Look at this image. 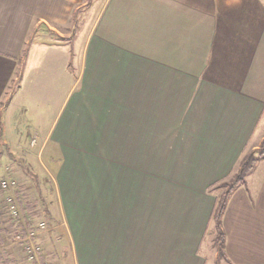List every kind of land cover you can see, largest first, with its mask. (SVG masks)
Returning <instances> with one entry per match:
<instances>
[{
  "label": "crops",
  "instance_id": "1",
  "mask_svg": "<svg viewBox=\"0 0 264 264\" xmlns=\"http://www.w3.org/2000/svg\"><path fill=\"white\" fill-rule=\"evenodd\" d=\"M62 1L0 0V101L24 67L0 138L5 114L14 138L32 113L51 180L46 214L15 190L27 227L50 222L41 260L264 264V158L228 199L223 256L205 246L222 191L210 189L264 139V0H105L76 59L38 39ZM17 224L0 189V264H28Z\"/></svg>",
  "mask_w": 264,
  "mask_h": 264
},
{
  "label": "rangeland",
  "instance_id": "2",
  "mask_svg": "<svg viewBox=\"0 0 264 264\" xmlns=\"http://www.w3.org/2000/svg\"><path fill=\"white\" fill-rule=\"evenodd\" d=\"M66 1L60 2L61 4L60 10L57 16H54L53 21L49 22L48 24L52 26V31H48L49 29H45L43 33L41 34L38 33V39L40 40V38H44L47 40V42H50V43L52 42L60 46L62 45L65 46V47H60V48H65L66 50L74 54L73 59H76L78 51L80 50V47L82 45V42L86 40L88 32L90 31V28L96 16L98 15L99 11L102 9L101 7L103 3H105V0H66ZM51 58L53 59L54 56L50 55L49 59L51 60ZM23 68H24L23 64L22 66L20 65V67H18V70L16 71V75H14V77H17V79L14 80L13 78L9 82L8 87L5 90V94L1 98V101H0L1 108L5 101H6L5 104L6 105L8 104L12 91L15 89L16 85L19 83L20 78L18 76L21 75V73L19 72H23L24 70ZM52 72L54 71L52 70ZM22 94L27 99L28 87L26 91H23ZM5 115H6L5 116L6 121L10 122V124H8V127L10 128L11 131L10 130L7 131V139H5L6 141L5 144H3L2 142L4 138H0L1 140L0 142L1 168L0 169L4 170L7 167L9 168V171H12L13 169H15L18 175L17 174H13V175L7 174L6 176V175H3V173L0 171V179L11 178L8 176L12 175V179H15L18 183H20L21 185H24L30 191V193L31 192L33 193L32 196L34 197L35 200L45 199V201H43L44 203L40 202L39 206L41 207L40 211L44 209L45 214H46L47 206L43 207V205L44 204L46 205L47 203L46 199L48 198V194H50L48 191L50 188L49 186H50L51 180H49L48 182V178H46L47 175L45 177V174L42 173L43 169H41L42 168L41 162L43 161L44 157L46 158V152L37 154L39 147H40V144H39L40 140L39 139L37 140V137L34 138L35 135L39 134V131H37L39 129L38 126L36 125L37 123L35 124L33 120L30 119V117H33V114L30 112L21 114V115L18 114L19 115L18 117L21 119L19 122H21L22 125H20L19 130H16L14 134V138H12V136L10 137L9 133H12V130H13V123H12V121H14L13 114L7 113ZM26 125L27 127H25V130H24V126ZM22 133H24L25 136L27 135L29 137L28 140H26V142H20L19 137L22 135ZM33 140H34V143L32 144ZM46 182L48 183L45 185ZM35 185H37L39 189L35 188ZM40 186L43 189H41ZM16 189L17 187L13 190L5 192L4 196L6 194H10L11 196L14 197L15 201L19 205V209L21 213V220L18 223L21 226H26L23 213L24 211H26L25 214H27V207H25L27 203L24 204L22 200V204L20 205V203L18 202V197L15 194ZM217 189L219 188H217L215 185L210 189V191L212 190L214 192ZM221 190L220 191L222 193L224 189H221ZM45 194H47V198L45 197ZM1 213H2L1 214L2 216H6L4 214V211ZM41 218H44L47 222L46 221H43V222H45L49 226L50 222L47 219V217L44 215V213ZM212 235L210 233H207L205 237V242H206L205 246L208 247L207 249L209 250L210 253L213 250L214 252L215 250L217 251L215 247L216 242L214 241L217 235V232L214 226L212 229ZM9 244L10 243L6 241L5 247ZM7 251H11V249L8 248ZM66 257L68 258V255H66Z\"/></svg>",
  "mask_w": 264,
  "mask_h": 264
},
{
  "label": "trees",
  "instance_id": "3",
  "mask_svg": "<svg viewBox=\"0 0 264 264\" xmlns=\"http://www.w3.org/2000/svg\"><path fill=\"white\" fill-rule=\"evenodd\" d=\"M263 158H264V139L258 149L249 152L242 158L238 170L229 178V180L216 184L217 188L224 189L223 192L218 197L212 213V221L214 223V228L217 232L214 241L216 242L215 247L217 249L218 258L223 256L224 233L222 231V216L226 208V205L228 203V199L231 196V194L236 190V188L244 184L245 178L253 170L256 163ZM25 212L26 211H24L23 213L25 218L24 220L25 223H27L26 222L27 216ZM16 228H18L16 232L22 230L21 225L19 226L17 224Z\"/></svg>",
  "mask_w": 264,
  "mask_h": 264
},
{
  "label": "built area",
  "instance_id": "4",
  "mask_svg": "<svg viewBox=\"0 0 264 264\" xmlns=\"http://www.w3.org/2000/svg\"><path fill=\"white\" fill-rule=\"evenodd\" d=\"M32 143H34V140ZM17 185L18 182L15 179H0V189L4 193L15 189ZM4 204L10 216L19 222L21 220V213L19 205L15 201L14 197L10 194H6L4 196ZM48 228V224L41 221L31 227L22 226L21 231L15 232L12 235V239L14 240V242L21 247V250L24 253L28 264H47L46 262L41 260L42 248L37 238L40 233L46 231Z\"/></svg>",
  "mask_w": 264,
  "mask_h": 264
}]
</instances>
